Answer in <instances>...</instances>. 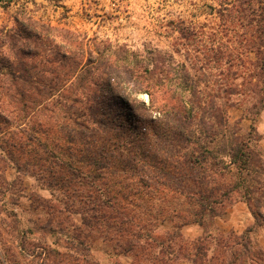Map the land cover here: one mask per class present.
Listing matches in <instances>:
<instances>
[{
  "label": "rangeland",
  "instance_id": "374dc122",
  "mask_svg": "<svg viewBox=\"0 0 264 264\" xmlns=\"http://www.w3.org/2000/svg\"><path fill=\"white\" fill-rule=\"evenodd\" d=\"M256 6L254 0H12L0 3V57L9 55V35L16 33L20 44L27 34L24 25L34 22L37 29L34 27V32L41 34L45 42L43 54L51 59L53 67L66 62L67 66L79 64L81 70V65H87L99 83L95 87L98 96L106 100L118 96L136 106L132 116H123L128 125L126 129L105 121L97 131L85 132V151L78 152L73 147L70 155L63 145L51 143L50 138L61 141L60 131L50 132L54 137H49L50 133L35 130L14 133L15 138L21 135L25 139L26 146L20 153L28 158L16 159L14 156L20 153L12 147V135L0 131V264H45L48 258L45 243L69 258L72 254H83L74 238L76 227L83 226L86 198L79 191L72 195L71 188L51 182L52 175L46 168L51 157L35 159L46 156L48 141L49 147L54 146L61 157L58 163L69 159L80 165L78 158H91L97 162L98 171L109 170L111 175L106 183L111 193L132 197L130 202L123 200L121 205L138 211L145 224L139 239L143 247L136 256L129 250L125 237L116 229L106 227L105 222L109 220H100L84 242L87 250L83 251L100 263L213 264L211 257L222 254L221 248H228V257L221 256L218 264H264V222L253 213L257 209L264 214V152L256 142V121L264 112V34L261 40L256 39ZM258 43L263 46L260 53L252 48ZM66 47L77 51L76 64L68 55H63ZM156 54L164 55L166 61L150 74ZM107 70L112 74L111 79ZM65 71L61 69L62 73ZM74 73L60 75L59 79L65 76L69 85L75 79ZM46 77H53L52 73ZM185 82L195 86V96L200 101L222 111L220 117L226 121L225 126L220 124L221 133L215 143H206L207 149L188 145L181 150L188 158L180 162L191 178L185 182L188 189L206 195L212 190L228 193L222 203L213 204L202 223L192 214L200 210L196 201L182 203L183 199H175L170 192H157L150 168H159L158 162L152 168L149 163L154 159L139 162L132 159L135 152L142 159V146H134L130 141L132 133L144 130V135L152 138L148 147L158 153L161 139L155 131L164 135L169 129L165 124L171 114L169 106L178 112L199 103L192 91L186 89ZM148 84L155 85L156 104H162L161 113L150 107L149 95L143 92ZM75 94L78 95L71 93ZM199 111L195 110L197 119ZM107 115H111L108 109L103 116ZM129 119L134 120L130 123ZM194 125L201 126L199 121ZM47 126L44 124L43 128ZM215 128L216 124L212 129ZM179 131L178 126L174 134L178 136ZM74 132L76 137L81 136L78 131ZM233 136L242 139L251 153L253 161L247 168H241L240 160L230 163L233 158L228 139ZM197 155L200 159H196ZM238 159L246 158L237 156ZM169 160L179 163L178 159ZM34 163H42L45 168ZM127 165L140 166L144 177L136 173L137 168L135 176L130 172L124 174L123 168ZM54 167L59 169L58 165ZM204 170L210 176L223 177L225 184L221 180H203L200 177ZM71 171L67 167L63 173ZM156 173L160 179H167L164 172L153 171L155 176ZM237 181L240 187L227 191L230 187L227 183L233 185ZM97 185L103 189L104 183ZM246 189L251 191L250 209L254 218L247 214L251 222L241 226L239 221L246 217V209L239 207L233 211L230 207L236 201L246 200L243 197ZM100 195L104 196V190ZM184 207L191 213L186 220L170 218L172 210ZM157 234L162 239H155ZM168 237L173 240L169 242Z\"/></svg>",
  "mask_w": 264,
  "mask_h": 264
},
{
  "label": "trees",
  "instance_id": "16d2710c",
  "mask_svg": "<svg viewBox=\"0 0 264 264\" xmlns=\"http://www.w3.org/2000/svg\"><path fill=\"white\" fill-rule=\"evenodd\" d=\"M11 1L12 0H0V3ZM246 1L251 2L253 0ZM254 1H257V6L254 8V11H258V19L256 20L258 24L254 33L256 32V39L261 40L262 34H264V0ZM34 24L36 23L30 22L28 25H24L27 34L22 38L23 42L20 44L17 34H10L9 39H7L9 55L7 57H0V124L2 123V125H0V131L9 132L12 135V147L17 148V152L20 153L23 147L26 146L25 139L21 135H17L15 138L14 133L39 130L42 133L48 132L49 134L50 132L55 133L58 130L62 133L61 141L63 142L59 139L55 141V139L50 138L51 143L54 144L57 142L59 145H63L68 155H70L74 152L73 147H76L75 151H85V147L83 148L87 141L85 132H90L92 131L91 129H100L101 124L105 121L126 129L128 125L125 123L123 116H132V112L136 110V106L133 107L129 99L127 100L124 98L122 100L120 99L121 97L118 96L110 100L98 96L95 87L99 83L94 77L93 70L87 65H81V70L78 69L79 64L74 65V70V66H67L65 64L66 62L57 67H53L51 65V59L43 54L46 50L44 48L45 42L41 40V34L34 32ZM261 46L262 44L258 43L256 46H252V48L257 53H260L263 49ZM66 49L63 55H68L67 58L72 59L73 63L76 64L75 58L78 56L77 51L74 52L70 47H66ZM153 61L154 68L151 71L149 70L150 74H153L158 68L157 65L165 62L166 58L164 55L156 54L153 56ZM63 68L66 69L64 73L61 72ZM68 72H75L73 75L75 79H73L69 85H67V80L64 79ZM47 73H52L53 77H46ZM55 74L57 75L55 76ZM106 74L111 79L112 74L109 70L106 71ZM60 75L65 76L59 79ZM7 80L10 81L7 82ZM185 83H187L186 89L189 88V90L192 91V96H195V86L191 85L190 82ZM154 86L155 85L148 84L144 91H141L149 95L150 107L155 109L158 113H161L162 110L159 107L162 104H156V91ZM71 93H78V95H71ZM55 97H57L56 101L50 103ZM197 99L196 97V100ZM198 100L199 103L197 105L178 112L172 110L174 108L172 105L171 107L169 106L168 112H171V114L165 122L169 129H167L164 135L155 131V135L158 137L160 136L159 139H161L160 152L157 153V151L153 149L150 150L148 146L152 138L149 135H144V130H139L134 134L132 133L130 141L134 143V146L139 148L142 146L140 148L142 159L138 157L139 153L135 152L133 153L134 157H132L133 161L139 162L141 160L146 161V159H154L152 163H149L152 168H155L156 162L160 164V167L158 166L159 168H150L151 176L156 179L155 185L157 186H155V188L157 192H170L175 199H183L182 203L188 201L195 203L196 201L200 206V210L192 214L194 218H197L195 220L202 223L205 215L212 211L213 204L222 203L223 197H227L228 193H217L212 190L210 195H206L188 189L185 182L189 181L191 178L187 170H185L180 163L187 158V155L186 152L182 153L181 150H185L188 145H193L200 149H207L206 143H215L217 135L221 133L220 124L225 126L226 121L224 117L223 119L220 117L222 116V111L214 110L213 104L207 105L203 100ZM189 101L190 103L192 102L193 105L192 98H190ZM196 108L200 109L199 119L196 117ZM107 109L111 115L103 116L104 111ZM123 110H127L125 114H123ZM107 117L109 119H106ZM216 118L217 120H215ZM129 120L130 123H132L134 119ZM171 120L175 123L171 122ZM198 121L201 125L200 127L194 125L198 123ZM44 124L48 126L43 128ZM215 124L216 128L212 129ZM207 125L210 126L208 130ZM178 126L180 127V131L177 133L178 136H176L174 132L177 130ZM74 131L81 133V136L76 137ZM53 133L52 135L50 133L49 137H54ZM228 141L229 150L233 158L230 163L235 164L240 160L242 162L241 168H247L249 163L252 164L251 162L253 160L250 159L251 153L248 151L246 145H244L242 139L233 136L231 139H228ZM47 143L48 145L45 148L46 156L44 158L35 157V159H48L51 157V162L46 166L52 175L51 182L57 181L55 184H59L62 188H71V191H73L72 195H74L76 191H79L78 193H82L81 195L85 196V203L87 204H85V210L82 212L83 226L76 227V236L74 238L77 247L83 254H72L69 255V258L49 245L47 246L45 243L44 249L48 257L45 264H102L95 260L89 252H83L87 250L84 242L91 237L93 234L92 232L97 228L96 226L100 224V220L111 221L105 222L106 227L116 229L121 237H125L129 250L133 251L137 256L139 251H141L140 248L143 247V244L139 242V239L143 235L141 229H146V227L145 224L142 223V217L139 215L138 211H132L128 208L129 211L126 207L121 205L123 200L130 202L132 197L128 194H124L120 197L118 194H112L109 185L106 183L108 182L106 179L111 175V172H109V170L103 173L98 171L95 167L97 164L95 160H91V158L81 160L78 158L80 160L78 161L81 162L80 165L70 162L69 159L62 163H58L62 161L60 160L61 157H59V153L54 149V146L49 147V141ZM177 145L179 147H177ZM23 156L24 155L20 153L16 154L14 158L25 159L26 157L23 158ZM237 156L238 158L244 157L246 159L237 160ZM172 158L173 160L178 159L179 163L169 160ZM201 158L204 159V155ZM196 159H200V157L197 155ZM34 164L45 168V165L42 163ZM55 165H58V170L55 169ZM49 167L51 168L49 169ZM67 167L73 169V171L69 172V174H64L63 172ZM83 167L86 169L85 171L82 170ZM104 168L107 167L104 166ZM136 168L139 170H136ZM134 169L136 173L138 172L144 177L143 171L140 170L141 167L137 165L133 167L127 165L123 168V171L126 175L130 172L131 176H135ZM152 170L164 172V176H167V179H160V175L156 173L155 176ZM203 172L200 178L206 181H218L223 178L210 176L205 173V170ZM119 174H121V172ZM143 177H140V179ZM98 182L104 183L103 189L100 187L98 188ZM220 182L221 184H225V181L221 180ZM227 185L230 186L227 188V191L235 190L236 186L240 187L239 181L235 182L233 185H230V183H227ZM217 187L218 185L215 188ZM101 190H104V196L100 195ZM217 190H220V188ZM250 193L251 191L247 189L243 191V197H245V201L249 206L251 205ZM252 199L254 200V198ZM256 210L257 209L252 212L259 215L264 222V214L260 211L258 213ZM188 214H191L188 207H184L182 210H172L169 216L170 218L180 217L186 220ZM247 230H252V228ZM83 232L85 233L83 234ZM82 235H84L83 238ZM162 237V235L157 234L155 239H162ZM167 240L171 242L173 238L168 237ZM221 249L222 254L211 257L213 264H218L221 256L225 259L228 257V250L230 249ZM231 254L235 255L236 253L231 252ZM162 264L168 263L165 261Z\"/></svg>",
  "mask_w": 264,
  "mask_h": 264
},
{
  "label": "crops",
  "instance_id": "0c3cea01",
  "mask_svg": "<svg viewBox=\"0 0 264 264\" xmlns=\"http://www.w3.org/2000/svg\"><path fill=\"white\" fill-rule=\"evenodd\" d=\"M256 131L258 133V140H256V142L258 141L259 144H261L260 146H262V149L264 152V112L259 116L258 120L256 121ZM239 207L242 209H246V212H245L246 217H244L243 219L239 221V224H241V226L242 225L246 226L251 222L249 219V216H251V218H254V216L252 214L250 206L248 205L246 201H243V200L236 201L232 204V207L230 208H232V210L235 211V209H238ZM247 214L249 216H247Z\"/></svg>",
  "mask_w": 264,
  "mask_h": 264
}]
</instances>
